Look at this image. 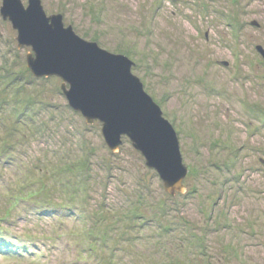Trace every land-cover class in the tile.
Returning a JSON list of instances; mask_svg holds the SVG:
<instances>
[{"label":"rangeland","instance_id":"obj_1","mask_svg":"<svg viewBox=\"0 0 264 264\" xmlns=\"http://www.w3.org/2000/svg\"><path fill=\"white\" fill-rule=\"evenodd\" d=\"M40 2L133 63L187 173L110 151L0 16V264H264V0Z\"/></svg>","mask_w":264,"mask_h":264},{"label":"water","instance_id":"obj_2","mask_svg":"<svg viewBox=\"0 0 264 264\" xmlns=\"http://www.w3.org/2000/svg\"><path fill=\"white\" fill-rule=\"evenodd\" d=\"M0 16L16 30L18 46L31 48V73L60 78L68 106L87 124L101 123L110 151L116 152L126 136L146 166L157 172L164 190L172 195L183 191L187 168L176 132L132 74L133 63L125 55L80 38L70 25H63L60 14L46 16L40 0H27V6L21 0H1ZM256 50L264 59V50Z\"/></svg>","mask_w":264,"mask_h":264},{"label":"trees","instance_id":"obj_3","mask_svg":"<svg viewBox=\"0 0 264 264\" xmlns=\"http://www.w3.org/2000/svg\"><path fill=\"white\" fill-rule=\"evenodd\" d=\"M30 184H32V186H34V184H35V182H32V183H30ZM39 189V188H38ZM39 191V194L41 193L40 192V189L38 190ZM0 248H2V247H0ZM1 252V251H0Z\"/></svg>","mask_w":264,"mask_h":264}]
</instances>
